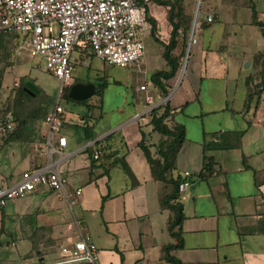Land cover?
I'll use <instances>...</instances> for the list:
<instances>
[{
	"label": "crops",
	"instance_id": "obj_1",
	"mask_svg": "<svg viewBox=\"0 0 264 264\" xmlns=\"http://www.w3.org/2000/svg\"><path fill=\"white\" fill-rule=\"evenodd\" d=\"M148 20L142 71L129 69L141 80L133 92L107 96L106 63L75 48L71 85H106L77 111L67 108L61 153L39 147L48 128L34 112L26 116L27 136L0 132V187L51 163L68 190L82 188L73 206L48 187L0 206V264H54L81 228L97 245L98 264H170L169 245L180 264H264V0H156ZM159 70L174 72L161 77L164 88L153 81ZM166 105V124L182 129L184 139L163 181L143 146L163 159L171 138L154 128L151 111L161 107V114ZM210 142L225 147L205 149ZM95 151L109 159L96 160ZM205 156L213 158V172L202 176ZM185 171L192 185L170 201L184 213L171 228L174 210L165 199Z\"/></svg>",
	"mask_w": 264,
	"mask_h": 264
},
{
	"label": "built area",
	"instance_id": "obj_2",
	"mask_svg": "<svg viewBox=\"0 0 264 264\" xmlns=\"http://www.w3.org/2000/svg\"><path fill=\"white\" fill-rule=\"evenodd\" d=\"M156 0H0V36L19 41L31 58L44 62L46 71L61 82L60 90L44 121L48 131L39 147L46 146L50 155L61 153L67 137L61 129L68 122L70 111L61 103L62 94L71 86L77 66L72 57L76 47L90 50L103 63L142 71L145 56L143 36L152 28L148 7ZM214 16L207 14L206 21ZM264 89V86H260ZM140 89L146 90V85ZM148 101L151 95L146 96ZM17 121L7 114L0 121L4 136L13 133ZM57 139V143L55 140ZM94 158L99 157L95 151ZM67 179L57 168L47 163L21 172L20 179L0 187V206L8 200L27 196L48 187L61 193L75 205L82 188L68 190ZM192 185L190 171L183 173L178 190ZM61 258L54 264H98V248L88 232L81 228L71 244L62 245Z\"/></svg>",
	"mask_w": 264,
	"mask_h": 264
},
{
	"label": "rangeland",
	"instance_id": "obj_3",
	"mask_svg": "<svg viewBox=\"0 0 264 264\" xmlns=\"http://www.w3.org/2000/svg\"><path fill=\"white\" fill-rule=\"evenodd\" d=\"M103 69L110 83L107 96L115 95V90L122 91L123 95L133 92L135 86L141 82L138 75L131 73L127 68L106 64ZM87 71L85 68L79 69L78 73L85 75ZM100 75H103V71ZM24 78L30 79L41 90L33 87L38 93L31 96V92L24 90ZM116 80L121 84H114ZM60 85V80L46 71L44 62L31 58L26 50L19 46L17 39L10 36L0 38V121L7 114H11L18 123L14 133H18L20 137L28 135L31 125H27L26 116L29 117L28 114L34 111L38 117H45L56 101ZM61 103L73 112L81 107V104L70 101L63 95Z\"/></svg>",
	"mask_w": 264,
	"mask_h": 264
},
{
	"label": "trees",
	"instance_id": "obj_4",
	"mask_svg": "<svg viewBox=\"0 0 264 264\" xmlns=\"http://www.w3.org/2000/svg\"><path fill=\"white\" fill-rule=\"evenodd\" d=\"M253 13L255 14L254 10H253ZM174 35H175V32H174ZM2 37H5V36H0V38H2ZM175 43L176 42L173 38L171 40L170 44L167 45L166 56H167L169 62H172V58L170 57L169 51L175 45ZM173 73L174 72H167L164 70H159L153 74V81L155 84H157L161 88H164L163 84H162L161 77L168 78L171 75H173ZM22 81H23V84L25 86L24 90L27 93L31 92V91L34 92L35 94L38 93V91H35V89H34L35 87H38V86L35 85L33 82H31L30 79L24 78ZM105 85H106V82L100 83L99 87L96 91V94H101ZM262 86H264V85H262ZM38 89H39V87H38ZM68 91H69V87L62 94L66 99L73 101V102H76V103H79V104H84L88 101V99L81 100V101L74 100V99L69 97ZM160 108L161 107L154 108L151 111V115H152L151 123L154 125V128L156 130H158L159 132H161L164 135L171 138L170 141L168 142V144L166 145V149L161 150V156L163 157V159L154 158L151 155L149 148H147L146 146H143V147H144V151H145V154L147 156V159L151 163L152 172L155 175V177H157L158 179H161L163 181H167L168 179L166 177V173L169 169H172L174 167L173 162H174V159L176 157L178 148L181 145L182 140L184 139V133H183L182 129H180V128L171 129L166 124L165 118L167 116H169L167 105H166V109L161 114H159ZM222 147H225V146H223L220 142H210V143H207L205 145V149H218V148H222ZM205 157H206V162H205L204 170L202 172V176H206V175L211 174L213 172V165H212L213 164L212 163L213 158L211 156H205ZM103 158L109 159V156L106 157V155L104 153H100L99 157L96 160L100 159L102 161ZM180 181L181 180H173L172 181V183H174V185H175V190L173 191L172 194L167 196V198L165 199V204H167L169 207H171L174 210V216H173V219L171 220V228L174 227L175 225L179 224L181 222L182 218L184 217L183 205L181 203H171L170 202L172 199L177 198L178 185H179ZM170 247H171V245L165 246V248H164L167 260L170 262V264H180L179 261L173 255H170V253H169Z\"/></svg>",
	"mask_w": 264,
	"mask_h": 264
},
{
	"label": "water",
	"instance_id": "obj_5",
	"mask_svg": "<svg viewBox=\"0 0 264 264\" xmlns=\"http://www.w3.org/2000/svg\"><path fill=\"white\" fill-rule=\"evenodd\" d=\"M198 13H199V8L197 9L196 15H195V20L198 18ZM195 23V22H194ZM260 25H264V22H258ZM96 92L95 89V84L92 82L88 83H74L69 87L68 95L70 98L74 100H86L93 96ZM37 264H45L44 259L41 258Z\"/></svg>",
	"mask_w": 264,
	"mask_h": 264
}]
</instances>
